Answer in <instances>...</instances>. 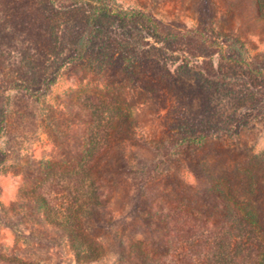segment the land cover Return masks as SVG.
Instances as JSON below:
<instances>
[{
    "label": "rangeland",
    "instance_id": "rangeland-1",
    "mask_svg": "<svg viewBox=\"0 0 264 264\" xmlns=\"http://www.w3.org/2000/svg\"><path fill=\"white\" fill-rule=\"evenodd\" d=\"M0 264H264V0H0Z\"/></svg>",
    "mask_w": 264,
    "mask_h": 264
}]
</instances>
